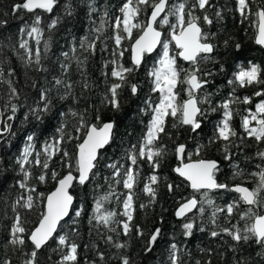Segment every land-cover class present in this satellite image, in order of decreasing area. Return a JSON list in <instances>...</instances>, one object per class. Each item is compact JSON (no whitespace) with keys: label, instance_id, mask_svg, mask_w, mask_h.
I'll use <instances>...</instances> for the list:
<instances>
[{"label":"trees","instance_id":"16d2710c","mask_svg":"<svg viewBox=\"0 0 264 264\" xmlns=\"http://www.w3.org/2000/svg\"><path fill=\"white\" fill-rule=\"evenodd\" d=\"M24 0H0V131L4 126L10 125L8 132L0 136V261L9 260L11 264H24L29 258L32 245L26 240L25 245H12L11 226L15 221L17 213L21 216L23 226L26 229L25 239L31 230L38 223L39 214L43 210V201H38L37 207L29 211L17 206L13 211L12 205L16 200L28 194L34 198L38 193L44 196L49 194L56 186V180L51 178L52 171L58 173L57 179L67 174L70 169L66 166L72 164V174L75 171L76 145L83 139L81 133L75 129L79 124V117L82 115L88 124L100 127L104 123L113 122L114 130L109 145L100 153L93 170V175L84 185L74 182L70 192L74 196V204L69 217L59 225L54 235H67L71 242L78 245L77 260L75 264H121V257L126 256L130 264H171V245L177 246V257L179 264H237L238 261H245L246 264H264V248L255 243V240L240 242L237 244L221 233L212 237V231H220L224 227L231 228L232 225L243 228L245 223L240 215L248 210V206L239 200L228 189L213 190L209 192V198L214 201V206L207 203L198 204L196 210L178 220L174 211L182 202L195 197L198 201L202 199L200 193L190 190L189 185L181 179L174 169L180 166L175 148L179 144L185 145L184 161L211 159L219 163L216 173L218 183L228 185L243 184L253 189L258 183V177L251 173L264 168V160L257 156V152L264 151V142L257 143L250 138L241 127L242 118L250 112H255L256 105L264 100V95H256L257 92L264 93V83H254L244 87L239 84H229L234 80L235 74L241 69H247L251 65H257L261 69L260 80L264 81V46L255 43L258 18L255 13L258 8L264 7V0H249L250 11L246 12L247 18L241 16L237 11V0H210V6L206 12L198 8L195 15L201 17L199 25L208 34V43L214 45L210 59H201L199 67L200 76L208 81L197 95L203 97L209 95L211 106L202 104L200 107L206 110V114L200 117L201 128L192 132L189 126H182L178 121L168 116L165 118V132L161 133L158 141L165 150V155L160 160V167L156 170L159 182L156 188V200L149 204V197L143 192L147 178L153 174L152 168L146 160H139L136 165H131L128 154L137 148L147 132L151 120V110L145 101L150 100L152 104L159 102V93L152 91V77L148 73L155 67V61L159 57L162 46L151 56H145L144 62L135 71L127 74V82L118 90L119 110H114L104 101L109 87L118 82L111 76L114 65L111 61L116 59L125 67H133L131 63V44L142 32V29H133L132 38H125L117 50L114 35L115 18L121 16L120 8L126 0H57L52 12H45L42 9L28 12L20 9L13 12V5L23 3ZM151 2V0H150ZM170 5L184 2V0H168ZM195 0H187L186 7L191 8ZM142 7V11L133 22L142 25L147 23L151 7ZM95 9V10H92ZM70 10L71 14H68ZM221 16L218 18L216 12ZM107 13V16H105ZM207 14L212 20L211 24L204 23L202 17ZM36 16L41 18L39 27L42 29V37L39 45L36 41L27 36L26 32L21 34L20 29L26 25L30 28ZM58 20L57 25L51 30L48 25L52 20ZM102 19L106 21L103 31L96 32L95 29L101 26ZM176 23L174 16L169 17V24L156 27L162 31V41L169 43V50L174 54L176 64L183 79L186 71L193 66L184 63L178 58V49L171 41V24ZM98 37V38H97ZM95 40V51H84L80 47L82 39ZM28 40L29 48L33 54L39 48L41 52V65L46 71H37L35 65L26 66L19 57L24 55V50L19 48L20 41ZM44 41L49 42V49L44 51ZM239 45V48H237ZM75 48V52H73ZM114 51H123V57L118 54L114 57ZM63 53H68L65 58ZM73 56L85 60L81 69ZM68 64V71L65 73L62 65ZM222 69V70H221ZM9 72L12 74L9 75ZM204 72H211L204 76ZM54 78L61 79L65 84H71V89L63 85L55 86ZM88 87L85 88L84 82ZM10 82V83H9ZM137 85V93H131V85ZM15 88L18 98L11 96V89ZM187 85L179 84L175 89L177 101L183 103L187 99L185 89ZM41 89L48 90V99L51 101V108L46 113H41V119H36L30 109L36 107L39 101ZM245 97L249 103H243ZM232 100L230 105L233 113L230 121L231 127L237 132L232 138L229 152L230 159H225V142L212 140L217 124L223 118V109L218 107L226 100ZM11 104L17 105V112L14 118L11 112ZM216 108V111H211ZM144 109V111H142ZM75 112L78 115L73 116ZM63 114V115H62ZM100 119L97 120L96 116ZM27 116V118H26ZM63 124L64 140L60 145L61 151L57 152L49 161V169L44 170L34 164L26 165L31 173L28 180L29 187L36 188V193H28L21 189L18 181L23 180V173L17 164L27 141V136L33 135L34 154L29 159L33 160L35 152L42 151L45 142H52L59 139L60 133L57 129ZM176 124V127H173ZM251 126H255V122ZM68 135L80 136V140H68ZM200 148L198 154L197 149ZM63 151L70 155L63 156ZM191 154V155H189ZM43 159V157H41ZM110 164L123 166L125 169L132 166L138 173L137 182L133 189L135 194L133 201L132 232L128 236L123 235L122 225L119 223L126 219L120 215L123 212V200L127 194L122 182L117 183L113 178V169ZM238 166L242 171L241 176H234ZM259 166V167H258ZM123 170V169H122ZM46 173V180L40 182L37 177ZM173 185L169 191L168 185ZM115 195L103 202L102 209L114 211V223L110 225L115 231L103 225H98L92 220L95 203L98 199L109 192ZM261 200L264 202V192L261 193ZM236 203L237 207L230 218L226 213H217L215 224L212 222L214 207L225 208L228 204ZM146 205V207H141ZM203 207L201 214L199 209ZM80 211V216L76 212ZM255 211L262 214L264 207H257ZM193 222L192 234L184 235L183 224ZM136 226L142 230L143 235H137ZM159 229V235L151 250L146 251L151 235ZM203 229V231H201ZM112 238V242L108 241ZM126 243L124 249H117L114 243ZM235 249L233 251L232 249ZM67 251L58 247L57 239H51L45 247L39 250L37 264H61L62 256ZM103 254L104 259H100Z\"/></svg>","mask_w":264,"mask_h":264},{"label":"snow or ice","instance_id":"6c2138e0","mask_svg":"<svg viewBox=\"0 0 264 264\" xmlns=\"http://www.w3.org/2000/svg\"><path fill=\"white\" fill-rule=\"evenodd\" d=\"M187 0L184 2L170 5L168 0H126L123 6L120 8L121 16L115 18L114 28L116 34L114 35V41L117 50L120 49L121 42L125 38L131 39L133 29H142V34L135 39V42L131 45L132 52V65L133 67H125L123 64L119 63L118 60L113 59L111 61L113 68L111 70V76L115 78L118 82L113 83L106 95L104 101L110 105L114 110H119V93L118 90L121 89L127 82V74L135 71L141 64V60L145 53L152 52L158 44H162L163 54L158 61V66L154 67L148 75L152 77V91L159 93V102L152 104L150 100L145 101L148 108L151 110V120L149 121L147 132L145 133L142 142L139 144L138 148L136 145L133 146V150L128 154L127 158L131 165H136L139 160H146L152 168L153 174L147 178V182L144 184L143 192L150 198L149 204L154 203L156 200V188L155 185L159 182V177L155 174L156 170L160 167V160L165 155V150L162 145L158 144L161 133L165 132V118L171 116L175 118L178 123L182 126H189L192 132H196L201 128L200 117L206 114V110L202 109L200 105L208 104L211 106V100L209 95H204L203 97L197 95L201 91L205 84L208 83L207 80L202 79L199 75L201 69L199 67V62L201 59H210V54L214 50V45L208 43V34L205 33L199 25L201 17L195 15V10L198 8L201 11H205L207 7L210 6V0H195L191 8L186 7ZM57 4V0H24L23 3H18L13 5V12L20 9L27 10L28 12H33L35 9H42L45 12H52ZM237 11L240 12L241 16L247 18L246 12L250 11L249 0H237ZM141 6L151 7V15L147 20L146 24H141L139 22L134 23L139 13L143 10ZM95 10V9H92ZM68 14L71 12L68 10ZM163 14V16H161ZM258 18V36L256 43L264 46V7L258 8L256 13ZM107 16V13H105ZM174 16L176 18V23L171 24L172 29L170 35L171 39L175 42V46L180 51L178 56L185 61H188L193 67L186 71V75L183 79L180 78L181 72L185 71L179 69L176 64V59L169 55V43L161 40V32L157 31L153 26L159 23L161 26L169 24V17ZM216 16L219 18L221 13L216 12ZM204 23L211 24L212 20L207 14L202 17ZM6 21H0V24H5ZM58 23V20H52L48 25L51 30ZM106 21L102 19L101 26L95 29L96 32H102ZM41 24V18L36 16L30 28L26 25L20 29L21 34L26 32L27 36L32 37L36 44L39 45L42 37V29L39 27ZM98 38V37H97ZM80 47L84 51H95V40L88 41L84 38L80 42ZM19 48L24 50V55L19 58L24 61L26 66L35 65L37 71H46L41 65V52L37 48L33 54L32 50L29 48L28 40L22 39L19 43ZM239 48V45H237ZM49 49V42L44 41V51L47 52ZM75 52V48H73ZM119 55L123 57V51H114L113 56ZM65 58L68 57V53H63ZM77 65L83 69L85 60H81L77 56H73ZM64 72L68 71L69 65H62ZM222 70V69H221ZM261 69L257 65H251L247 69H241L235 74L234 80H230L229 84H239V86L244 87L254 83H264L260 80ZM12 73L9 72V75ZM211 72H204V76L211 75ZM3 75L2 70H0V76ZM10 83V82H9ZM55 86L63 85L67 89H71L72 85L65 84L64 81L58 78H54ZM179 84L187 85L185 89L187 94V99L183 103L177 101V93L175 89ZM85 88L88 87L87 81L83 85ZM131 93L135 95L137 93V85L132 84ZM256 95H264V93L257 92ZM11 96L18 98V93L15 88L11 89ZM233 101L226 100L222 102L218 107L223 109V118L217 124L214 136L210 143H215L217 140H222L225 142L224 152L225 159H230L231 154L229 152V146L231 145L232 138L237 136V132L231 127L230 121L232 119L233 113L231 111L230 105ZM243 103H249V98L245 97L242 101ZM51 108V101L48 99V90L41 89L39 101L36 107L30 109L32 115L36 119H41V113H46ZM17 105L11 104V112L13 116H9L8 119L14 118V114L17 112ZM216 108H211V111H216ZM144 111V109H142ZM63 115V114H62ZM73 116L78 114L73 112ZM27 118V116H26ZM99 120V115L96 116ZM255 122V126H251ZM64 125L57 129L60 133L59 139H53L52 142H45L42 151L35 152L34 159L30 160L29 157L34 154V136H27L26 145L24 146L20 156L17 159V164L20 168L21 173H23V180L18 181V185L21 189H25L28 193H36V188L29 187L28 180L31 173L26 168V165L34 164L35 166L41 167L44 170L49 169V161L52 157L59 151H61L60 145L64 140ZM176 127V124H173ZM241 127L244 129L248 137L254 138L257 143L264 142V100L256 105L255 112H250L248 116L242 118ZM114 124L104 123L101 127L94 124H88L85 118L81 115L79 117V124L76 127V133H83L82 142L77 143L76 156H75V171L78 172V177H74L72 174V164L69 162L66 166L70 169L67 175L62 178L57 179L58 173L52 171L51 178L56 180L55 190L44 196L43 193H38L34 198L32 194H28L25 197H19L15 204L12 205L13 211H16L17 206L23 207L29 211L37 207L38 201H43V210L39 214L38 223L31 230L30 234L25 236L26 229L23 226L21 216L19 213L15 216V221L11 226V240L12 245H25L26 240L31 242L32 250L29 253V258L24 261V264H37V255L39 250L47 245L51 239H57L58 247L61 250L64 248L67 251L63 254L61 264H75L77 260V248L78 245L69 240L67 235H59L54 237V233L57 232L58 225L64 219L65 216L69 214V209L72 204L73 197L69 194L68 189L72 186L74 180H78L80 185H84L93 175V169L96 167V162L98 160V153L100 149H103L107 145L112 136V130ZM10 125H5L4 129L0 131V136L8 132ZM73 139L80 140V136L68 135V140ZM203 146H199L197 149V154ZM175 153L178 159L183 158L185 154V145L179 144L175 148ZM69 153L63 151V156L68 158ZM191 155V154H189ZM257 156L264 160V151L257 152ZM43 157V159H41ZM108 167L112 168L113 178L116 179L117 183L123 184L124 189L128 190L127 194L123 200V212L120 213L125 220L120 221L122 225L123 235L128 236L132 232V221H133V201L134 192L133 189L137 182V177L139 173L132 167L129 166L126 169L121 165L110 164ZM236 170L234 171V176H241L243 173L239 170L238 166H234ZM259 167V166H258ZM123 169V170H122ZM218 166L216 161L213 160H196L194 162L182 163L180 166L176 167L174 171L182 177L184 180L188 181L191 189L194 192L200 193L202 199L198 201L195 197L187 199L180 208L177 210V217L185 216L187 213L191 212L198 204L207 203L210 206H214V201L209 198V192L213 189H228L239 194V200L248 206V210L240 215L242 221H251V223H245L243 228L232 225L231 228L224 227L220 231H212L211 236L217 237L221 233L230 236L233 241L237 244L240 242H248L249 240H255V243L264 248V214H259L255 211L257 207H264V202L261 200V193L264 192V168H261L258 172L251 173L252 176L258 177V183L255 188L249 189L242 185H234L232 188H228V185L218 183L216 180V173L218 171ZM37 179L40 182L46 180V173L42 172ZM169 191H172L173 185H168ZM115 195L114 192H109L105 196L98 199L95 203L94 215L92 220L98 225H103L109 228L110 231H115L110 225L114 223V217L117 215L114 211H106L102 209L103 202L109 199V196ZM141 207H146V205H141ZM237 204L234 202L228 204L225 208L214 207L212 213V222L215 224V217L217 213H226L227 218H230ZM201 214L204 212V208L199 209ZM80 211L76 212V216H80ZM184 235L189 236L192 234L194 228L193 222H188L183 224ZM203 231V229H201ZM137 235H143L142 230L139 226H136ZM160 230L156 231L151 235L148 241V247L146 251L151 250V246L157 240ZM109 242H112V238H107ZM117 249H124L127 247L126 243H114ZM235 251V249H232ZM100 259L103 260V254H100ZM121 264H130V260L126 256H122ZM171 264H179L177 257V246L176 244L171 245ZM0 264H11L9 260L0 261ZM197 264H200L198 261ZM208 264H211L209 261ZM237 264H246L245 261H238Z\"/></svg>","mask_w":264,"mask_h":264},{"label":"water","instance_id":"95a60500","mask_svg":"<svg viewBox=\"0 0 264 264\" xmlns=\"http://www.w3.org/2000/svg\"><path fill=\"white\" fill-rule=\"evenodd\" d=\"M35 10H38V9H35ZM150 15H151V11H150V14H149V16H148V18L150 17ZM161 16H163V14H161ZM148 20V19H147ZM259 23V22H258ZM155 28H156V30L157 31H160L161 32V40H162V37H163V33H162V31L161 30H159L157 27H156V24H154L153 25ZM201 27V26H200ZM142 34V32L136 37V39L140 36ZM257 36H258V24H257V31H256V37H255V43H256V39H257ZM171 41H172V43H173V45L175 46V42L171 39ZM135 42V40L132 42V44ZM131 44V45H132ZM257 44V43H256ZM258 46H262V45H259V44H257ZM160 46H161V44H158L156 47H155V49L152 51V52H150V53H145L144 54V56H143V58H142V60H141V64H140V66L143 64V62H144V59H145V56H151V55H153L159 48H160ZM175 48H176V46H175ZM177 49V48H176ZM130 51H131V49H130ZM180 50L178 49V52H179ZM131 57H132V52H131ZM178 58L180 59V60H182L184 63H187V64H189V62L188 61H185V60H183L182 58H180L179 56H178ZM131 63H132V60H131ZM107 123H109V122H107ZM111 123H113V122H111ZM114 124V123H113ZM102 126V125H101ZM100 126V127H101ZM113 130H114V128H113ZM113 130H112V135H113ZM111 138H112V136H111ZM110 141H111V139H110ZM110 141H109V143H110ZM82 142V141H81ZM109 143L107 144V145H105V147L103 148V149H100L99 150V153H98V159H99V156H100V153L109 145ZM77 152V151H76ZM179 161H181V164L182 163H189V162H194V161H196V160H190V161H184L183 162V158H182V160L181 159H178ZM198 160H200V159H198ZM203 160H211V159H203ZM213 161H215V160H213ZM216 163H217V166H219V163L216 161ZM180 164V165H181ZM94 170V169H93ZM68 174V173H67ZM67 174H65V175H67ZM177 174V173H176ZM64 175V176H65ZM78 172H77V175H74L73 174V176L74 177H78ZM178 175V174H177ZM179 176V175H178ZM180 177V176H179ZM62 178V177H61ZM181 179H183L182 177H180ZM184 180V179H183ZM188 185H189V183H188V181H186V180H184ZM74 182H76V183H78V180H74L73 181V183H72V186H73V184H74ZM79 184V183H78ZM86 184V183H85ZM237 185V184H236ZM239 185H242V186H244V187H247L246 185H243V184H239ZM72 186H70L69 187V189H68V192H69V194L73 197V200H72V204H71V206H70V209H69V214L67 215V216H65L64 217V219L60 222V224L62 223V222H64L68 217H69V215H70V213H71V210H72V207H73V204H74V196L71 194V192H70V190H71V188H72ZM234 185H232V186H230L229 187V189L230 188H232ZM56 187V186H55ZM189 188H190V190H192L191 189V187H190V185H189ZM247 188H249V187H247ZM250 189V188H249ZM55 190V188L52 190V191H54ZM213 190H216V189H213ZM213 190H211V191H213ZM218 190H224V189H218ZM251 190V189H250ZM51 191V192H52ZM193 191V190H192ZM233 194H235L236 196H239V194L238 193H235V192H233V191H231ZM191 198H193V197H191ZM190 198V199H191ZM185 202V201H184ZM184 202H182L181 204H183ZM181 204L180 205H178V207L175 209V211H174V216H175V218L176 219H178V220H181V219H184L185 217H187L188 215H190V214H192L195 210H196V208H194L191 212H189V213H187L185 216H182V217H177V215H176V212H177V210L180 208V206H181ZM198 206V205H197ZM262 214H264V211H263V213ZM58 228H59V225H58ZM58 228H57V230H58ZM56 233H54V235H55ZM30 242V241H29ZM31 243V242H30Z\"/></svg>","mask_w":264,"mask_h":264},{"label":"rangeland","instance_id":"374dc122","mask_svg":"<svg viewBox=\"0 0 264 264\" xmlns=\"http://www.w3.org/2000/svg\"><path fill=\"white\" fill-rule=\"evenodd\" d=\"M161 46H162V44H161ZM161 46H160V47H161ZM162 54H163V47L161 48V51H160V53H159V57H158V59L155 61V67L158 66V61H159V59L161 58ZM169 55L172 56V57H174V54H173L172 51H170V50H169Z\"/></svg>","mask_w":264,"mask_h":264}]
</instances>
